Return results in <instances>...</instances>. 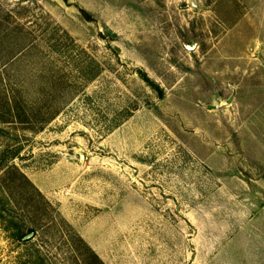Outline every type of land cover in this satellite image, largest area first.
<instances>
[{
    "label": "rangeland",
    "instance_id": "rangeland-1",
    "mask_svg": "<svg viewBox=\"0 0 264 264\" xmlns=\"http://www.w3.org/2000/svg\"><path fill=\"white\" fill-rule=\"evenodd\" d=\"M263 126L264 0H0V264H264Z\"/></svg>",
    "mask_w": 264,
    "mask_h": 264
},
{
    "label": "trees",
    "instance_id": "trees-1",
    "mask_svg": "<svg viewBox=\"0 0 264 264\" xmlns=\"http://www.w3.org/2000/svg\"><path fill=\"white\" fill-rule=\"evenodd\" d=\"M79 46V45H78ZM82 48V47H81ZM81 50H83V49H81ZM145 80H147V81H149V82H151L150 81V78L146 75V77H145ZM30 232H33L34 233V235H35V230L33 229V228H31L30 229ZM27 234V232L25 233V232H22V233H20V235H19V239L20 240H25L26 239V241L28 240V239H30V238H24V236ZM94 256L99 260V257H98V255L94 252ZM42 260H44V259H42Z\"/></svg>",
    "mask_w": 264,
    "mask_h": 264
},
{
    "label": "crops",
    "instance_id": "crops-1",
    "mask_svg": "<svg viewBox=\"0 0 264 264\" xmlns=\"http://www.w3.org/2000/svg\"><path fill=\"white\" fill-rule=\"evenodd\" d=\"M261 159H262V162L264 163V126L262 127ZM262 212L264 213V206L262 207Z\"/></svg>",
    "mask_w": 264,
    "mask_h": 264
},
{
    "label": "water",
    "instance_id": "water-1",
    "mask_svg": "<svg viewBox=\"0 0 264 264\" xmlns=\"http://www.w3.org/2000/svg\"><path fill=\"white\" fill-rule=\"evenodd\" d=\"M32 235H33V233H31V234L27 235L26 237H27V238H29V237H31Z\"/></svg>",
    "mask_w": 264,
    "mask_h": 264
}]
</instances>
